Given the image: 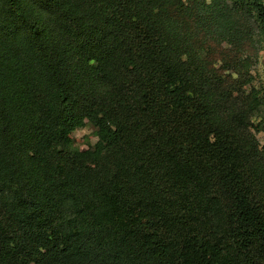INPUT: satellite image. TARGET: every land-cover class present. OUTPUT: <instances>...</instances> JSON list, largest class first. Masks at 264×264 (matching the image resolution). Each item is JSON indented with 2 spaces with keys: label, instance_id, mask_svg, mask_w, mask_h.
<instances>
[{
  "label": "trees",
  "instance_id": "16d2710c",
  "mask_svg": "<svg viewBox=\"0 0 264 264\" xmlns=\"http://www.w3.org/2000/svg\"><path fill=\"white\" fill-rule=\"evenodd\" d=\"M250 25L263 0H0V264H264Z\"/></svg>",
  "mask_w": 264,
  "mask_h": 264
},
{
  "label": "rangeland",
  "instance_id": "374dc122",
  "mask_svg": "<svg viewBox=\"0 0 264 264\" xmlns=\"http://www.w3.org/2000/svg\"><path fill=\"white\" fill-rule=\"evenodd\" d=\"M250 27L252 29L250 38L252 52L250 53L248 61L249 65L246 66V68L249 75H251V82L246 84L244 89L249 90L250 87H254V89L258 91L259 96L264 98V36L255 25H250ZM228 47H230V45L227 42L221 43V48ZM244 56L247 55L244 54ZM259 117H261V114L255 117V121H257ZM253 134L259 145L262 146L264 144V132L253 131ZM70 135L74 141V145L79 149H87L93 146L98 139L96 136V129L89 123L76 128Z\"/></svg>",
  "mask_w": 264,
  "mask_h": 264
}]
</instances>
